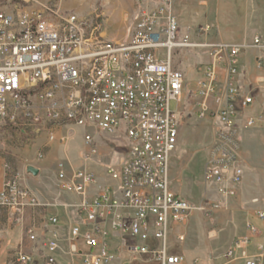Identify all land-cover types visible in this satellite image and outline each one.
Masks as SVG:
<instances>
[{"label":"built area","instance_id":"2783aa9c","mask_svg":"<svg viewBox=\"0 0 264 264\" xmlns=\"http://www.w3.org/2000/svg\"><path fill=\"white\" fill-rule=\"evenodd\" d=\"M144 1L136 0L138 12L124 41L108 40L95 18L61 11L56 5L18 13L0 9V126H13L26 137L45 135L38 161L51 145L68 144L67 131L74 128L84 131L89 149L81 158L86 161L87 153H97L94 134L127 142L123 160L106 168L114 183L93 196L88 195L97 183L93 172L69 170L65 162H58L61 189L80 198L77 205L68 206L76 219L64 227L53 215L41 229L28 228L27 239L41 253L21 252L16 264H187L184 254L174 253L187 235L176 234L169 245L175 228L196 217L211 219L238 193L244 176L238 116L240 109L254 103L251 95L241 96L238 76L243 54L264 48V39L179 40L175 0H151L150 7ZM212 29L207 25L199 31L208 35ZM178 49L204 50L212 60L199 69L201 78L191 98L200 120L209 113L216 119L204 167V184L214 188L216 200L204 196L194 203L172 190L171 160L182 125L179 102L186 89L184 74L174 66ZM262 125L264 112L245 122L247 129ZM0 206L21 224L27 210H38L42 204L15 176L6 179ZM256 216L264 222V211ZM246 229L249 235L224 252H209L194 264H264V244L250 252L256 228L249 222ZM122 255L126 257L118 262Z\"/></svg>","mask_w":264,"mask_h":264},{"label":"crops","instance_id":"0c3cea01","mask_svg":"<svg viewBox=\"0 0 264 264\" xmlns=\"http://www.w3.org/2000/svg\"><path fill=\"white\" fill-rule=\"evenodd\" d=\"M115 1L117 16L121 17L124 13V17L130 18L132 22L138 12L136 0H127L128 7L125 12L122 4L124 0ZM36 3L41 8L49 4L56 5L62 11H65L67 5L66 1L59 0H36ZM144 5L150 7L153 4L151 0H145ZM175 13L180 26L179 40L185 36H189L190 41L195 43L213 40L235 43L246 39L252 42L256 36L264 39V0H175ZM207 25L213 27L212 31L208 35L201 34L200 27ZM130 33L118 36L108 31L104 35L111 41H124L128 39ZM173 61L175 68L185 76L186 89L179 102L182 125L179 131L178 150L172 162L171 181L172 190L188 199L187 197L193 194L189 177L186 176L187 157L190 156L182 148L185 145L182 132L189 122L193 125V119L198 118L197 109L194 107L195 99H192L191 95L195 91V83L201 78L199 69L210 64L212 60L204 50L178 49ZM218 72L221 76L225 75L223 69ZM238 85L241 96L251 95L254 99V103L248 108L240 109L238 116L242 144L241 166L244 172L243 182L238 190V206L236 208V202L231 201L229 205L232 209H222L211 219L196 217L189 224L175 228L174 233L170 235L173 240L178 233L187 235L185 243L180 246L181 249L179 250L180 247L175 249L180 252L177 254L186 256L187 264H194L197 259H205L209 252H224L235 240L249 235L246 229V224L249 222L257 230L250 252L255 251L257 244H264V222L256 216L257 212L264 211V125L258 129L245 128L247 118L264 112V48H250L243 54ZM209 105L212 109L216 108L213 100L209 101ZM215 121L210 113L205 119H199L200 123L211 128L212 133V125ZM35 167L42 172L45 166L41 164ZM27 176L18 175V181L20 184L35 188L33 193L42 207L38 210H27L21 224L13 221V214L9 210L7 217H0V264H16V257L21 252L37 255L41 253L40 247L26 237V231L31 226L41 229L48 217L53 215L59 216L64 227L68 221L76 219L75 211L68 206L77 205L80 200L78 196L73 194L76 200L71 201L67 198L66 202L57 193L45 195V188L54 190L53 184L37 177ZM10 177L7 163L0 157V192L6 179ZM106 184L107 181L103 178V184L96 183L89 188L88 195L98 194ZM95 186L98 187V191L94 190ZM125 257V255L120 256L118 262Z\"/></svg>","mask_w":264,"mask_h":264},{"label":"rangeland","instance_id":"374dc122","mask_svg":"<svg viewBox=\"0 0 264 264\" xmlns=\"http://www.w3.org/2000/svg\"><path fill=\"white\" fill-rule=\"evenodd\" d=\"M59 1L67 2L64 12L77 13L81 17L95 18V20L99 24H102L103 31L105 33L109 31L112 34L122 36L127 34L128 32L130 33L133 29L131 19L124 17V13L123 15L121 14V17L117 16L115 0ZM46 3L48 2H45V4ZM122 4L125 12V9H127L128 7V1L124 0ZM27 7H32L38 10L41 9V7L37 5L36 0H0V9L6 12L18 13L19 11L25 10ZM171 106L173 110L176 109L175 103H172ZM193 123L194 124L191 125V122H189L187 124L188 126L185 127L182 132L185 139V145H183L182 148L190 156L187 157L188 167L186 176L189 177V185L193 192L192 196L189 195L187 198L194 203L199 202L204 196L209 197L211 200H216L219 198V196L216 192L213 191V187L208 188L204 184V167L207 157L206 149L212 142L213 133L211 131V128L206 127L202 123H200L197 117L193 119ZM258 128L261 127L256 126L252 129ZM67 133L70 136L68 144L51 145L50 148L45 150V158L41 161H38L36 159L37 151L39 150V148H42L46 144L45 135L34 138L26 137L22 136L20 132L13 126H0V157L5 159L11 177H18V175H20L21 177H26V167L28 165L33 164L41 166L42 164L45 167L42 172H40V175L37 178L53 184L54 188L53 191L45 188V195H50V193H57L61 197V199L66 202L68 201V199H70L71 201L76 200V197L73 195V193L62 190L60 184L56 181V167L58 162L60 161L65 162L69 170L75 168L82 170L86 169L93 172L97 177L98 185L103 184V178L105 179V181H107V183H114V181L106 175V168L107 166L118 165L125 157L127 150V142L125 138L103 133L94 134V147L97 153L94 155L87 153V157H89V160L86 161L85 159L81 158L82 152H87V150L89 149L84 142V131L74 128L70 131H67ZM172 162L173 158L171 160V168ZM27 177H31V175H28ZM18 183L20 184V181H18ZM20 185L29 188L32 192L35 193V188L25 186L23 184ZM93 188L95 191H98L97 186ZM237 200L238 193L234 198L230 200V202H236V208L238 206ZM230 202L226 205H224L225 203H223L222 209H230ZM7 210L8 209L0 206V217H7ZM173 244L174 240L170 237L169 245L173 246ZM180 249L181 247L179 248V250ZM179 250L174 251V253H180ZM118 259L119 257L117 258V260ZM149 264L158 263L151 262Z\"/></svg>","mask_w":264,"mask_h":264},{"label":"water","instance_id":"95a60500","mask_svg":"<svg viewBox=\"0 0 264 264\" xmlns=\"http://www.w3.org/2000/svg\"><path fill=\"white\" fill-rule=\"evenodd\" d=\"M26 174L33 177H38L40 175V169L35 166L29 165L26 167Z\"/></svg>","mask_w":264,"mask_h":264}]
</instances>
